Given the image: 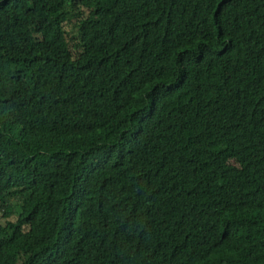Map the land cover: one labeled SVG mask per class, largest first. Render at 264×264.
Instances as JSON below:
<instances>
[{
	"label": "trees",
	"instance_id": "1",
	"mask_svg": "<svg viewBox=\"0 0 264 264\" xmlns=\"http://www.w3.org/2000/svg\"><path fill=\"white\" fill-rule=\"evenodd\" d=\"M0 264H264V0H0Z\"/></svg>",
	"mask_w": 264,
	"mask_h": 264
},
{
	"label": "rangeland",
	"instance_id": "2",
	"mask_svg": "<svg viewBox=\"0 0 264 264\" xmlns=\"http://www.w3.org/2000/svg\"><path fill=\"white\" fill-rule=\"evenodd\" d=\"M8 202V204H13V202L12 201H7Z\"/></svg>",
	"mask_w": 264,
	"mask_h": 264
}]
</instances>
